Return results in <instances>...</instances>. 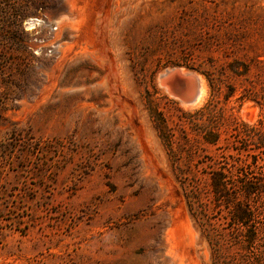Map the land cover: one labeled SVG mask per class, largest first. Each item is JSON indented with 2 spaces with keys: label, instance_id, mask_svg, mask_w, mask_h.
I'll return each instance as SVG.
<instances>
[{
  "label": "rangeland",
  "instance_id": "rangeland-1",
  "mask_svg": "<svg viewBox=\"0 0 264 264\" xmlns=\"http://www.w3.org/2000/svg\"><path fill=\"white\" fill-rule=\"evenodd\" d=\"M0 264H264V0H0Z\"/></svg>",
  "mask_w": 264,
  "mask_h": 264
},
{
  "label": "bare ground",
  "instance_id": "bare-ground-1",
  "mask_svg": "<svg viewBox=\"0 0 264 264\" xmlns=\"http://www.w3.org/2000/svg\"><path fill=\"white\" fill-rule=\"evenodd\" d=\"M179 74L181 76H179ZM175 76L185 79L184 81H185L186 90L183 92H186L187 98L183 96L185 95L183 93V95L179 97L180 102L186 107H191V106L196 107V105L200 104L206 92V82L204 81V79L197 74L189 73L186 72L185 70L183 74L176 71L175 69L168 70L163 75H161V77L159 78V82L164 87L165 91L170 95L173 94L168 87L173 89L170 83Z\"/></svg>",
  "mask_w": 264,
  "mask_h": 264
},
{
  "label": "built area",
  "instance_id": "built-area-1",
  "mask_svg": "<svg viewBox=\"0 0 264 264\" xmlns=\"http://www.w3.org/2000/svg\"><path fill=\"white\" fill-rule=\"evenodd\" d=\"M31 23L32 21H37V22H41V24L43 23L42 21V18L41 17H35V18H31ZM38 26H42L40 24H38ZM47 26V29L49 30V33L51 35V37H55L56 34L58 33L59 31V28H58V21L55 19L53 21H48V24L46 25ZM57 42V40H56ZM53 43H55V40L53 41ZM52 48H54V46L52 45ZM49 51H52V50H49Z\"/></svg>",
  "mask_w": 264,
  "mask_h": 264
},
{
  "label": "water",
  "instance_id": "water-1",
  "mask_svg": "<svg viewBox=\"0 0 264 264\" xmlns=\"http://www.w3.org/2000/svg\"><path fill=\"white\" fill-rule=\"evenodd\" d=\"M185 79L175 76L174 79L171 81V86L173 88V91L175 92V94L182 96L183 95V91H185Z\"/></svg>",
  "mask_w": 264,
  "mask_h": 264
}]
</instances>
